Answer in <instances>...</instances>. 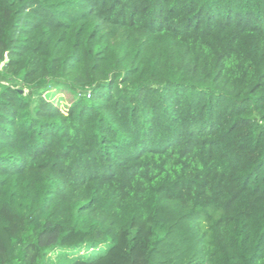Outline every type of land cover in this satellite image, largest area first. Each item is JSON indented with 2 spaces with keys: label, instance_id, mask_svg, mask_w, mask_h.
Instances as JSON below:
<instances>
[{
  "label": "trees",
  "instance_id": "trees-1",
  "mask_svg": "<svg viewBox=\"0 0 264 264\" xmlns=\"http://www.w3.org/2000/svg\"><path fill=\"white\" fill-rule=\"evenodd\" d=\"M0 264H264V0H0Z\"/></svg>",
  "mask_w": 264,
  "mask_h": 264
},
{
  "label": "rangeland",
  "instance_id": "rangeland-1",
  "mask_svg": "<svg viewBox=\"0 0 264 264\" xmlns=\"http://www.w3.org/2000/svg\"><path fill=\"white\" fill-rule=\"evenodd\" d=\"M49 99L54 101L56 104L60 105V107H64L71 100L72 96L66 91H60L57 89H51L45 94Z\"/></svg>",
  "mask_w": 264,
  "mask_h": 264
}]
</instances>
